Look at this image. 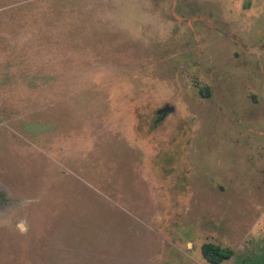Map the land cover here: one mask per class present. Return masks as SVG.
Segmentation results:
<instances>
[{
  "label": "rangeland",
  "instance_id": "374dc122",
  "mask_svg": "<svg viewBox=\"0 0 264 264\" xmlns=\"http://www.w3.org/2000/svg\"><path fill=\"white\" fill-rule=\"evenodd\" d=\"M205 244L264 264V0H0V264Z\"/></svg>",
  "mask_w": 264,
  "mask_h": 264
},
{
  "label": "trees",
  "instance_id": "16d2710c",
  "mask_svg": "<svg viewBox=\"0 0 264 264\" xmlns=\"http://www.w3.org/2000/svg\"><path fill=\"white\" fill-rule=\"evenodd\" d=\"M209 93V91L207 92ZM205 97L208 94H203ZM202 255L204 259L210 264H221L232 258L233 252L230 249L223 248L214 244H205L202 247Z\"/></svg>",
  "mask_w": 264,
  "mask_h": 264
}]
</instances>
